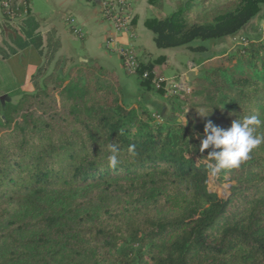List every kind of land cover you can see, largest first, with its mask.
I'll return each instance as SVG.
<instances>
[{
  "label": "trees",
  "instance_id": "obj_1",
  "mask_svg": "<svg viewBox=\"0 0 264 264\" xmlns=\"http://www.w3.org/2000/svg\"><path fill=\"white\" fill-rule=\"evenodd\" d=\"M6 1L5 17L23 12L24 0ZM131 1L112 12L131 16L119 44L135 69L122 55L124 71L175 110L185 102L186 123L131 106L115 69L65 55L50 37L43 45L23 18V35L0 52L32 44L42 61L32 92L0 101V264H264V143L221 172L226 197L208 188L211 149L199 151L209 120L224 128L247 115L264 120V32L216 48L264 0H148L160 10L144 20L157 49L186 54L197 69L188 92L169 95L167 55L136 52ZM110 145L119 149L115 168Z\"/></svg>",
  "mask_w": 264,
  "mask_h": 264
},
{
  "label": "crops",
  "instance_id": "obj_2",
  "mask_svg": "<svg viewBox=\"0 0 264 264\" xmlns=\"http://www.w3.org/2000/svg\"><path fill=\"white\" fill-rule=\"evenodd\" d=\"M133 13L136 15L137 31L134 45L145 48L155 56L169 55L171 51L163 52L155 47L152 33L144 26V20L158 16L160 10L152 6L148 0H136ZM27 16L35 21L36 27L33 34L41 39L43 45L50 37L52 41L59 42L61 51L65 55L71 54L85 61L95 58L107 67L115 69L120 77L125 97L131 106H135L134 102L139 100L146 109L159 112L163 117L176 116L179 120V111L175 110L171 100H165L152 92H141L133 77L125 73L120 56L110 42L116 36L114 25L100 17L96 3L88 0H30L24 4V10L20 15L9 17H5L0 9V50L7 51L9 46L14 45L17 36L23 35L25 25L23 26L22 19ZM69 18H74L76 24L82 28V37L71 30L67 24ZM41 61V55L32 44L14 54H9L6 58L0 52V101L2 105L8 100L18 98L21 92H32L30 77ZM190 65L191 62L187 67L194 71L196 68ZM183 73L186 76L188 72L181 70L180 74ZM178 76L171 81L177 82Z\"/></svg>",
  "mask_w": 264,
  "mask_h": 264
},
{
  "label": "clouds",
  "instance_id": "obj_3",
  "mask_svg": "<svg viewBox=\"0 0 264 264\" xmlns=\"http://www.w3.org/2000/svg\"><path fill=\"white\" fill-rule=\"evenodd\" d=\"M264 125L256 115H247L242 119H235L230 127H221L211 120L203 128V138L199 151L207 149V157L215 161L209 165L212 177L218 176L223 170L237 169L249 159L253 149L264 143V134L257 133V129ZM111 155L108 157L109 166L115 168L119 163V149L115 145L109 146ZM131 150V149H130Z\"/></svg>",
  "mask_w": 264,
  "mask_h": 264
},
{
  "label": "rangeland",
  "instance_id": "obj_4",
  "mask_svg": "<svg viewBox=\"0 0 264 264\" xmlns=\"http://www.w3.org/2000/svg\"><path fill=\"white\" fill-rule=\"evenodd\" d=\"M131 1V0H130ZM132 2V1H131ZM91 3H96L99 11L100 10V3L98 1L96 2H91ZM173 2H168L167 4H164V11L165 13H169L171 8H172V4ZM100 17L102 18V16L100 15ZM104 19V18H102ZM105 20V19H104ZM264 32V6L262 8V10L259 12L258 16L252 18L240 31H238L234 36L231 35H226L225 37L222 38L221 42L217 44L216 48L220 49V50H224L225 52H229L231 51L234 47L238 46L240 44V37L241 36H250V37H257L262 35V33ZM113 40H110V42L113 44L114 40L119 42H123L120 38H112ZM121 40V41H120ZM135 43V42H134ZM155 43V42H154ZM113 46L115 47V51L117 48H119V45H115L113 44ZM136 52L138 53L139 56H144V58L146 56H155L152 53H150L149 51L145 50V48H142L141 46H136ZM156 47V45H155ZM165 50H163L164 52ZM224 52V53H225ZM170 54L167 55L168 59H169V67L166 69L165 73H164V82L166 86V82L168 83V81H171V79H173L175 76H178L181 72V70H184V72H188L187 75L183 78L182 81H184L185 84H187L188 88H191V84H189L190 82V77L193 76L194 74L197 73V69H195L194 71L189 70V68L187 67V65L189 64L190 58L189 56H187L186 54L183 53H174V52H169ZM184 74V73H183ZM181 75V74H180ZM179 77V76H178ZM166 78H168V80H166ZM177 79V78H176ZM135 107H140L141 106V102L139 100H136L134 102ZM180 111L178 113L179 116V121H181L182 123H186V113L188 112V107L187 104L185 102L182 103L181 107H180ZM196 160L197 163H200L201 161H204L202 159H200L199 157H195L194 158ZM227 176H225V174L220 173L218 176L216 177H212L209 174V179H208V188L214 192H216L220 197H226V195L229 193V183L226 179Z\"/></svg>",
  "mask_w": 264,
  "mask_h": 264
},
{
  "label": "built area",
  "instance_id": "obj_5",
  "mask_svg": "<svg viewBox=\"0 0 264 264\" xmlns=\"http://www.w3.org/2000/svg\"><path fill=\"white\" fill-rule=\"evenodd\" d=\"M30 0H24V4H27ZM89 2H96L98 1L100 3V15L105 20L110 21L115 28L116 32V38H120L122 33L126 32V25L129 22L131 16L129 15H122L120 19H117V15H113V11L118 13L121 10V7L119 4L123 5L127 3V0H88ZM129 1V0H128ZM0 6L4 8L9 7V3L6 0H0ZM67 24L70 26L72 31L75 34L82 35L83 30L80 28L77 24L74 18L67 19ZM114 37V38H115ZM115 45H119L118 41L113 42ZM116 52L119 56H124L123 58V64L125 68L130 71L131 73L134 72L135 69V58L132 54H126L125 50L119 46V48L116 49ZM193 66L192 64L190 67ZM185 77V74H181L180 77H178V81L175 82L174 80L166 82V86L164 87V90L166 91L167 95L172 93H179V92H188L189 88L187 84L184 83L183 78ZM163 79H160L159 81H156L157 86L160 84L159 82Z\"/></svg>",
  "mask_w": 264,
  "mask_h": 264
},
{
  "label": "water",
  "instance_id": "obj_6",
  "mask_svg": "<svg viewBox=\"0 0 264 264\" xmlns=\"http://www.w3.org/2000/svg\"><path fill=\"white\" fill-rule=\"evenodd\" d=\"M81 60L85 61V59H81Z\"/></svg>",
  "mask_w": 264,
  "mask_h": 264
}]
</instances>
